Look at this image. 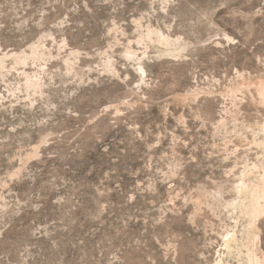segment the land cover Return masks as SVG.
Instances as JSON below:
<instances>
[{"label": "rangeland", "instance_id": "1", "mask_svg": "<svg viewBox=\"0 0 264 264\" xmlns=\"http://www.w3.org/2000/svg\"><path fill=\"white\" fill-rule=\"evenodd\" d=\"M1 60L0 264H245L264 0H0Z\"/></svg>", "mask_w": 264, "mask_h": 264}, {"label": "bare ground", "instance_id": "2", "mask_svg": "<svg viewBox=\"0 0 264 264\" xmlns=\"http://www.w3.org/2000/svg\"><path fill=\"white\" fill-rule=\"evenodd\" d=\"M165 36L166 35H164V37ZM3 64L4 62L1 60L0 65ZM259 86L261 87V92L264 95V81H262ZM237 190L240 191L239 193H241V195L243 194L242 196L244 198H241L242 200L239 199L240 201L236 204H231H234L236 208L240 209L241 212L247 216L250 224L246 230L242 232L241 237L235 233H228L225 238V245L231 253L238 251V255L245 260V264H259L261 260L255 249L259 235L254 232L255 230H253L252 226L255 223L254 220H256L262 213L263 206L261 204V200L264 199V188H262L259 184L251 186L243 183L242 185H239ZM222 262L223 259L221 258L217 263L221 264Z\"/></svg>", "mask_w": 264, "mask_h": 264}]
</instances>
